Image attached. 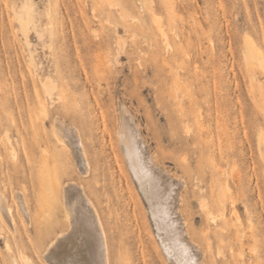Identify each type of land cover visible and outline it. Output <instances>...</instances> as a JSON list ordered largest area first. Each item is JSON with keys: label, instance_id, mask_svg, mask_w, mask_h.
<instances>
[{"label": "rangeland", "instance_id": "1", "mask_svg": "<svg viewBox=\"0 0 264 264\" xmlns=\"http://www.w3.org/2000/svg\"><path fill=\"white\" fill-rule=\"evenodd\" d=\"M23 1L0 0V193L14 220L0 216V264L50 262L71 180L101 214L112 264H175L116 140L122 116L156 195L173 183L174 216L200 264H264V0H26L27 41ZM246 39L260 50L251 63ZM47 75L54 103L42 95ZM55 116L80 128L87 173L53 136Z\"/></svg>", "mask_w": 264, "mask_h": 264}, {"label": "bare ground", "instance_id": "2", "mask_svg": "<svg viewBox=\"0 0 264 264\" xmlns=\"http://www.w3.org/2000/svg\"><path fill=\"white\" fill-rule=\"evenodd\" d=\"M29 3L26 0L23 1L21 6L22 12L19 13L18 16L17 13L15 15L20 23V28L23 30L21 32H24L26 41L28 40V35L26 36L28 32H26V29L33 24L34 21L33 8ZM57 12V8L54 9L53 20L57 19ZM28 29L30 30V27ZM54 29L56 32L58 31L57 24H55ZM159 33L165 38L163 30L160 28ZM54 40L61 42L63 45L65 44L64 38L58 34L55 35ZM245 45L246 60L251 63L259 59L261 55L256 44L250 39H246ZM57 61H59V59L55 60V62ZM55 64L56 68L54 71L58 72L59 66L57 63ZM51 78L52 76L49 75L44 78L42 95L44 99H48L51 103H54L57 102L58 99H61L62 96L60 91L57 90V84ZM75 86L76 84L72 87ZM122 110L125 112L128 111L125 106H123ZM38 111L46 115L47 107L44 102L39 106ZM51 126L52 134L57 142H60L65 145V148L75 152L78 157L79 169L84 174L87 173L89 161L80 128L74 123H67L63 118L57 116L53 118ZM115 134L116 140L123 143L131 159L133 164L132 169L135 170L139 179L141 177L143 189L150 200L154 219L159 230L162 231L163 240H165V245L170 257L174 259L175 264H200L199 248L195 244L196 242L189 234L188 228L183 227L182 222L174 216L175 211L172 205L175 203L173 200L170 201V198L173 196L172 191H174L172 186L173 183L171 185L169 182H166L169 183L170 189L165 192L163 191V194H160L158 191L161 196L156 195V187L159 180L158 178H154L156 177L155 175H153V177L151 176L147 165L145 166V163L142 162L143 155L141 156V151L138 148L135 138L136 135H133V131L130 128V124L125 119V116H122L121 120L116 125ZM5 138H7V136H5ZM68 188L77 191L76 197L72 202L66 200V194L69 191ZM62 199L66 228L56 233L53 238L49 240L44 254L45 256H50V262L48 264H112L111 246L105 224L99 210L92 199L87 195L83 185L72 180L67 181L62 187ZM8 205L4 196L0 193V216L6 226L14 222L11 208ZM22 207L28 209L27 203L24 200H22ZM22 260L25 264L30 262L29 258L25 255H22ZM12 264L19 263L17 260H13Z\"/></svg>", "mask_w": 264, "mask_h": 264}]
</instances>
